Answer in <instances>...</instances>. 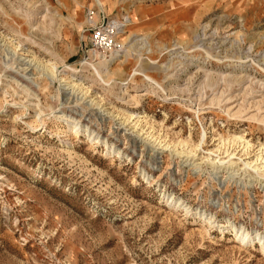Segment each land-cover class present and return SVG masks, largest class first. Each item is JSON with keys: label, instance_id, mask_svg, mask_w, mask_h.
I'll return each instance as SVG.
<instances>
[{"label": "rangeland", "instance_id": "374dc122", "mask_svg": "<svg viewBox=\"0 0 264 264\" xmlns=\"http://www.w3.org/2000/svg\"><path fill=\"white\" fill-rule=\"evenodd\" d=\"M99 1L0 0V264H264V0Z\"/></svg>", "mask_w": 264, "mask_h": 264}, {"label": "bare ground", "instance_id": "6f19581e", "mask_svg": "<svg viewBox=\"0 0 264 264\" xmlns=\"http://www.w3.org/2000/svg\"><path fill=\"white\" fill-rule=\"evenodd\" d=\"M95 6L101 8V7H102V4L100 3L99 0H95ZM130 22H131V20H130V17H129V13L126 12V13L123 15V17H122V20H120V21H111L110 23H112V24H114V25L120 27V32H119V34L122 36V35L125 33V29L127 28L128 24H129ZM120 46H121V43H120ZM122 56H123V55H121L118 51H117V52H112V54H111L112 59H115V58H121ZM94 57L96 58V57H97V54H96ZM47 71L50 72L49 75H50L51 77H54V78H57V77H58V76H57V68H55L53 65H51L50 67H47ZM146 79H147V80H150V81L153 82V80H152L150 77H148V76H146ZM63 82H65V80H64ZM70 85H72V88H73V89H75V88L79 89V88L81 87L78 83H74V82H68V83H67V86H70ZM81 92H84V94H87V91L81 90ZM95 104H96V103H95ZM131 117H132V116H131ZM131 117H130V118H131ZM128 120H129V119H128ZM132 122H133V121H132ZM134 126L137 127V123H135ZM74 130H75V126H69V127H68V132H72V131H74ZM204 138H205V136L203 137V139H204ZM231 141H233V142H234V141H239V142L243 143V144L246 146V147L243 148V149H245V151H247V149L249 148V142H246V143H245V139H244L243 137H241V136H240V137L234 136V137L231 139ZM196 147H198V146H195V148H196ZM164 150H165V149H164ZM230 155H232V154H230ZM244 155H248V153L245 152ZM261 158H262V159H261ZM259 159H261L260 161L264 160V154H263V156H259V157L256 159V162H246V163H244V164H245L246 166H248V167L253 168V167L256 166V163H257V161H258ZM232 160H233V158L231 157L229 160H227V161H225V162L230 163ZM208 162H211V165H212L213 167H215V168H218L219 166H221L222 164L225 163V162H221L220 160L216 161V160H214V159H209ZM233 164H235V162H234ZM262 164H264V163H262ZM262 167L264 168V165H263ZM263 168H261V169H263ZM263 176H264V174H263ZM163 199H165V203H166L170 208H172L173 210H178V209H181V208H185V207H182L183 204L181 203L182 201H180V200H175L174 198H172V197H170V196H169V197H167V196L164 197V196H163ZM189 211H190V209L187 208V209H186V213L189 214ZM213 223H214V222L208 220L206 224H207V226H208L209 228H211V227H213ZM221 228H222L221 232H224V230L227 229L228 226H221ZM234 237L237 238L236 240L239 241L240 243H245V242H246V244H249V243H252V244H253V243H255V242H258V243H259V246H260V250H261V252L264 253V242L262 243L261 239H260V238H257V236H256V237L251 236L248 232H246V231H244V230H241V231H237V232L234 234Z\"/></svg>", "mask_w": 264, "mask_h": 264}, {"label": "built area", "instance_id": "2783aa9c", "mask_svg": "<svg viewBox=\"0 0 264 264\" xmlns=\"http://www.w3.org/2000/svg\"><path fill=\"white\" fill-rule=\"evenodd\" d=\"M94 13H88L90 26L89 44L90 51L93 56H106L112 52H120L121 46L118 41L120 37V27L110 23L109 21L94 19Z\"/></svg>", "mask_w": 264, "mask_h": 264}, {"label": "crops", "instance_id": "0c3cea01", "mask_svg": "<svg viewBox=\"0 0 264 264\" xmlns=\"http://www.w3.org/2000/svg\"><path fill=\"white\" fill-rule=\"evenodd\" d=\"M102 4V2H100ZM67 6V5H66ZM102 8H103V5H102Z\"/></svg>", "mask_w": 264, "mask_h": 264}]
</instances>
